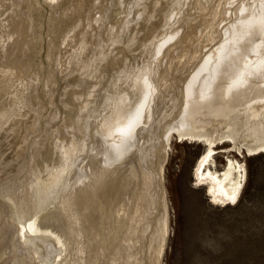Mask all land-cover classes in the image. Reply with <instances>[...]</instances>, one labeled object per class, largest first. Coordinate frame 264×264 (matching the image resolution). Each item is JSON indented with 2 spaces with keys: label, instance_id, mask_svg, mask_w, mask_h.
Here are the masks:
<instances>
[{
  "label": "bare ground",
  "instance_id": "1",
  "mask_svg": "<svg viewBox=\"0 0 264 264\" xmlns=\"http://www.w3.org/2000/svg\"><path fill=\"white\" fill-rule=\"evenodd\" d=\"M217 1L237 3L207 31L216 0H0V98L27 77L0 104V264H161L173 136L205 145L193 174L210 202L240 201L247 170L230 153H264V0ZM68 69L66 128L42 142L36 175L62 169L11 178L40 145L25 120Z\"/></svg>",
  "mask_w": 264,
  "mask_h": 264
},
{
  "label": "rangeland",
  "instance_id": "2",
  "mask_svg": "<svg viewBox=\"0 0 264 264\" xmlns=\"http://www.w3.org/2000/svg\"><path fill=\"white\" fill-rule=\"evenodd\" d=\"M218 3L216 0L213 4L214 7L216 5V9L213 6L208 10L205 9L208 11L205 17L208 16L209 18H207L208 22L206 23L209 27L207 31L210 30L213 24L218 22L220 11L224 9L229 15L230 8L233 9L237 2L233 4L227 3L224 5V8H218ZM183 4L185 6L183 5L182 9L180 8L179 10L181 13L189 5H187V1ZM193 8V6L190 7L191 10ZM211 11L214 12L212 13ZM2 14L4 13L0 15ZM193 14V11L185 12V16L190 17ZM227 14L225 16H228ZM210 17L212 19L217 17L215 19L216 22ZM183 31H186V27H184ZM58 42L61 47L64 46L61 39ZM195 44L196 41L193 45L188 44L186 48L191 49ZM64 52L67 55H64ZM69 52L70 50H59L58 55L67 60L72 56V53ZM42 54L44 56L42 57L44 59L43 62L48 61L46 48L42 50ZM26 64H28V61L25 62ZM29 68L25 69V72H28ZM57 69L61 72V69H64V64H57ZM74 73H76L75 70H66L64 78L62 77L59 85L53 88V91L57 92L54 97L52 96L53 100H51V95L43 97L46 101L42 99V104L44 105L43 108L46 109H44L45 112L42 118L40 116L36 117L33 113L25 120L26 125L29 124L30 126L26 132L29 134L30 142L38 141L40 145L37 146L35 151L32 148L29 149L30 162L27 167L20 176H12L11 178L26 177L35 182L37 178L48 177L51 179L53 174L60 172L61 166L59 169L55 167L54 170H50L43 175L41 173L36 175L39 160L40 158H44L41 152L42 142L44 139L46 140L49 134L58 141V138H60L58 135L63 131V128H66L64 119L62 118V110L65 108L63 99H68L65 94H67L66 90L71 87L72 75ZM2 76L3 74L0 73V77ZM24 76L20 80L16 79L14 80L15 82L13 81L15 85L12 84L11 89L2 95L0 104H5V101L10 98L11 94L17 92L18 86H21L23 80L27 78ZM65 76L68 77L66 78ZM21 98L19 97L20 100L23 99ZM20 100H18V104L21 102ZM62 106L64 107L63 109ZM54 109H60L59 112L57 111L58 115L55 117V113L52 115ZM45 118H50V120L46 122ZM23 144L25 143L22 142L21 145ZM18 145L20 146V144ZM16 150V148L14 151L10 149L7 152L8 157H15ZM169 150L165 184L170 211V236L161 264H264V153L241 155L238 152V155L235 151L228 152L231 156L245 163L247 182L240 201L236 205L224 206L210 202V197L206 193V186H199L193 174L198 158L202 157L205 151V145L199 142L180 141L177 140L176 136H173L172 146L169 147ZM57 152L58 149L56 148L55 153ZM228 153L220 151L216 154V163L219 169L224 167ZM23 158L21 159L22 161ZM10 169L16 172L18 166L14 165L13 169ZM11 178L4 183L9 182ZM57 250V248H53L55 253Z\"/></svg>",
  "mask_w": 264,
  "mask_h": 264
}]
</instances>
